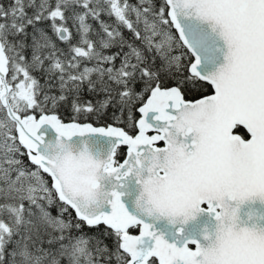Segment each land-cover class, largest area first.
I'll return each instance as SVG.
<instances>
[{
  "label": "snow or ice",
  "instance_id": "1",
  "mask_svg": "<svg viewBox=\"0 0 264 264\" xmlns=\"http://www.w3.org/2000/svg\"><path fill=\"white\" fill-rule=\"evenodd\" d=\"M0 264H264V0H0Z\"/></svg>",
  "mask_w": 264,
  "mask_h": 264
}]
</instances>
